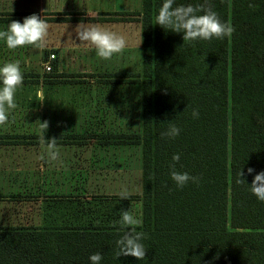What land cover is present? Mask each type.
Here are the masks:
<instances>
[{
    "label": "trees",
    "instance_id": "16d2710c",
    "mask_svg": "<svg viewBox=\"0 0 264 264\" xmlns=\"http://www.w3.org/2000/svg\"><path fill=\"white\" fill-rule=\"evenodd\" d=\"M162 4L141 0L139 12L90 19L140 24V133L101 138L140 146L137 231L146 234L145 259L116 258L121 216L90 214L66 226H0V264H91L95 253L100 264H264V202L249 188L264 171V0H207L235 31L186 43L182 33L156 25ZM189 4L205 0H175L174 7ZM170 122L180 134L162 139ZM174 154L176 170L199 184L176 187Z\"/></svg>",
    "mask_w": 264,
    "mask_h": 264
},
{
    "label": "crops",
    "instance_id": "0c3cea01",
    "mask_svg": "<svg viewBox=\"0 0 264 264\" xmlns=\"http://www.w3.org/2000/svg\"><path fill=\"white\" fill-rule=\"evenodd\" d=\"M109 6L110 0H61V3L59 0H0V31L7 30L13 20L22 23L25 17L32 14L41 16L49 24L45 48L25 46L10 50L0 40V66L18 62L23 75V83L15 93L16 107L9 110L7 123L0 125V172H4L6 166L16 165L14 159H8L10 156H18L22 151L19 155L22 157L21 166L29 167L28 157L32 154L37 158V171L40 173L42 167L46 173L50 163L46 155V142L41 143L43 137L45 140L56 139L59 161L54 162V165L69 171H75L77 166L82 165V169L88 172L94 150L106 153L139 146L102 143V136L111 138L139 134L141 127V88L137 78L131 77L141 72L140 32L138 44L137 38L131 37V31H135L136 27L140 30V24L90 20L105 18L106 15L101 14L136 13L140 10L118 11ZM80 23L98 24L118 32L126 38L127 47L109 60L99 58L94 48L85 47L76 38L75 28ZM48 54L55 55L56 59L51 62L54 66L53 74L47 77L31 68L30 61L35 56L47 60ZM119 55L125 58H122L124 61L121 65L124 68L109 71L110 60L119 58ZM115 88L137 90L138 103H134V107L130 103L126 108L124 103L115 100H99L98 89L109 92ZM31 89L36 93L43 91V103L38 99H30ZM87 95L89 101H84ZM39 121L60 126V130L48 126L44 132ZM127 125H132V130ZM109 140L119 141L118 138ZM41 156L45 158L41 159Z\"/></svg>",
    "mask_w": 264,
    "mask_h": 264
},
{
    "label": "rangeland",
    "instance_id": "374dc122",
    "mask_svg": "<svg viewBox=\"0 0 264 264\" xmlns=\"http://www.w3.org/2000/svg\"><path fill=\"white\" fill-rule=\"evenodd\" d=\"M59 1L61 3V0ZM110 3L109 8L118 11H139L141 9V0H110ZM139 32V27H136L135 31H131L132 36L130 34L132 38H137V44ZM49 55L47 60L38 59L37 56L32 57L31 68L47 77L53 74V71L46 72L44 69ZM122 58L124 57L119 55V58L110 60L109 71L124 68L121 66L124 61ZM96 65H94L95 68L98 67ZM132 77L135 76L132 75ZM99 91L100 101L115 100L118 103H124L126 108L130 103L132 107L134 103H138V91L131 88H115L109 92H102L98 89ZM89 98L87 95V100L84 101H89ZM30 99L37 100L36 91L32 89ZM132 107H130L131 111ZM49 127L60 130V126L54 124H50ZM127 127L132 130V125H127ZM35 131L30 130L36 134ZM94 151L88 172L82 169V165L77 166L75 171H69L51 162L47 166L46 173L43 172L42 167L39 173L36 167V156L29 155V167L21 166L22 157L19 155L22 151L18 153V156H10L8 161L14 159L16 165L6 166V170L0 172V226H66L76 224L78 220L87 219L90 214L92 216H104V214L121 216L123 210H130L139 219L141 208L139 146L120 148L117 151L106 153ZM123 190L131 194L129 199L120 198L119 193Z\"/></svg>",
    "mask_w": 264,
    "mask_h": 264
},
{
    "label": "clouds",
    "instance_id": "9594fccd",
    "mask_svg": "<svg viewBox=\"0 0 264 264\" xmlns=\"http://www.w3.org/2000/svg\"><path fill=\"white\" fill-rule=\"evenodd\" d=\"M175 0H163L162 6L158 10L155 18L156 25L165 30H171L175 33L183 34V41L193 42L198 40L211 41L212 39L222 40L225 37L230 38L235 29L230 23L222 22L217 13L211 6L205 4L196 7L192 5H179L174 7ZM249 8H254L249 4ZM203 14H198V13ZM49 35V24L41 16L32 14L24 18L23 22L13 20L8 24L7 30L0 31V40L6 43L10 50L22 48L25 46H35L36 48H45L47 46ZM76 38L80 44L85 47H92L96 54L103 60H109L113 55L121 53L127 47L126 38L98 24L80 23L75 28ZM23 83V75L18 62H8L0 66V125L8 121V112L15 109V93ZM36 97L42 103L44 101L43 91H37ZM194 119L199 118V111L193 109L191 113ZM40 128L46 132L48 121L41 123ZM180 128L173 123H169L167 130L161 132L162 139H174L180 134ZM46 142V155L49 163L59 161V152L56 148V139H43L41 143ZM41 156V159H44ZM173 163L170 165V178L178 189H182L189 182L199 184L200 177L190 176L187 172L176 170V164L180 161V154H174ZM248 173H253L254 169L248 168ZM239 174V182L245 183ZM251 193L261 202H264V171L256 174L249 186ZM121 199H129L130 193L123 190L119 193ZM123 234L116 241V258L121 256H132L137 260H143L146 257L147 249L142 240L146 234L137 231L141 221L136 218L130 210H123L118 222ZM91 264H100L102 255L100 253L92 254L89 257Z\"/></svg>",
    "mask_w": 264,
    "mask_h": 264
},
{
    "label": "built area",
    "instance_id": "2783aa9c",
    "mask_svg": "<svg viewBox=\"0 0 264 264\" xmlns=\"http://www.w3.org/2000/svg\"><path fill=\"white\" fill-rule=\"evenodd\" d=\"M53 59H55V56L53 54H50L48 61L44 64V69L46 70V72L52 71V66L50 61Z\"/></svg>",
    "mask_w": 264,
    "mask_h": 264
}]
</instances>
